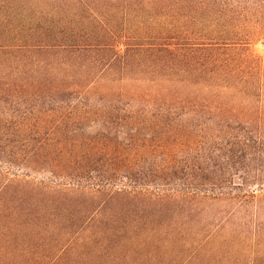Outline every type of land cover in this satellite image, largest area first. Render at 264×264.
I'll return each instance as SVG.
<instances>
[{
  "label": "trees",
  "instance_id": "trees-1",
  "mask_svg": "<svg viewBox=\"0 0 264 264\" xmlns=\"http://www.w3.org/2000/svg\"><path fill=\"white\" fill-rule=\"evenodd\" d=\"M256 38L264 0H0V147L31 154L5 153L0 166L85 148L48 183L207 202L222 215L248 205L260 218ZM89 124L101 128L91 137Z\"/></svg>",
  "mask_w": 264,
  "mask_h": 264
},
{
  "label": "rangeland",
  "instance_id": "rangeland-1",
  "mask_svg": "<svg viewBox=\"0 0 264 264\" xmlns=\"http://www.w3.org/2000/svg\"><path fill=\"white\" fill-rule=\"evenodd\" d=\"M249 49L264 64V38L250 42ZM100 129L81 126L89 137ZM122 137L118 141L124 145ZM146 141L160 166V149ZM10 149L1 146L0 156L31 155ZM84 151L68 147L44 158L39 151L27 161L29 167L0 166V238L10 237L16 247L0 248V264H264V214L255 216L248 205L222 215L207 202L48 183L49 171L76 168L70 160Z\"/></svg>",
  "mask_w": 264,
  "mask_h": 264
},
{
  "label": "crops",
  "instance_id": "crops-1",
  "mask_svg": "<svg viewBox=\"0 0 264 264\" xmlns=\"http://www.w3.org/2000/svg\"><path fill=\"white\" fill-rule=\"evenodd\" d=\"M0 248H16L11 244L10 237L0 238Z\"/></svg>",
  "mask_w": 264,
  "mask_h": 264
}]
</instances>
